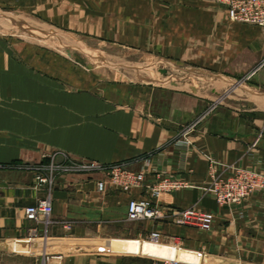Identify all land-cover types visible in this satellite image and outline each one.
I'll list each match as a JSON object with an SVG mask.
<instances>
[{
  "label": "crops",
  "instance_id": "obj_1",
  "mask_svg": "<svg viewBox=\"0 0 264 264\" xmlns=\"http://www.w3.org/2000/svg\"><path fill=\"white\" fill-rule=\"evenodd\" d=\"M210 3L0 0V8L46 25L120 39L147 56L202 68L170 86L129 84L104 89L102 97L61 95L48 100L40 119L0 117V264H126L120 256L96 254L101 246L152 258L171 257L166 246H172L197 252L208 264H264V189L231 207L218 206L205 191L211 165L221 177L237 168L264 177V65L254 67L264 57V29L232 23ZM240 65L252 69L239 72ZM206 81L211 84L203 91ZM216 81L223 86H214ZM179 138L189 144L175 146ZM55 153L143 172L144 188L99 193L96 183L105 180L104 172L61 173L49 221L29 222L23 210L42 194L32 188L31 172L18 165ZM160 178L185 187L154 200L163 218L128 222V201H153L151 187ZM190 208L214 215L210 231L177 223L172 210ZM153 233L165 246L147 247ZM27 240L31 250H12L25 248L12 244Z\"/></svg>",
  "mask_w": 264,
  "mask_h": 264
},
{
  "label": "rangeland",
  "instance_id": "obj_2",
  "mask_svg": "<svg viewBox=\"0 0 264 264\" xmlns=\"http://www.w3.org/2000/svg\"><path fill=\"white\" fill-rule=\"evenodd\" d=\"M263 65L264 57L254 67ZM199 69L202 68L183 67L131 50L129 43L120 39L110 40L91 32H71L46 25L26 13L0 8V117L16 115L22 120L40 119L51 104L48 100L60 99L61 95L85 93L102 97L104 89L129 84L170 86ZM248 69L252 68L238 66L239 72ZM160 70L166 73L162 74ZM205 77L210 79L207 72ZM207 84H211L210 81L203 83V91L207 90ZM213 84L218 88L223 86L220 81ZM220 96L222 98V94ZM50 155H54L59 163L63 157L60 153ZM46 161L43 156L36 164L18 166L28 170ZM100 248L96 251L99 256H120L126 264H163L155 258L117 255L107 246Z\"/></svg>",
  "mask_w": 264,
  "mask_h": 264
},
{
  "label": "built area",
  "instance_id": "obj_3",
  "mask_svg": "<svg viewBox=\"0 0 264 264\" xmlns=\"http://www.w3.org/2000/svg\"><path fill=\"white\" fill-rule=\"evenodd\" d=\"M211 1L225 10L230 22L264 29V0ZM256 142L257 140L254 145ZM188 144L189 142L186 138H179L174 142L175 146L186 147ZM61 158L62 160L59 163L56 162L54 155L46 156L47 161L45 164L28 168L32 174V188L40 192L42 196L35 204L24 208V217L27 221H49L53 211L52 192L56 177L61 173L104 172L106 174L105 180L96 183V189L99 193H104L108 187L114 188L121 193H129L132 190L144 188L145 174L143 172H134L119 164L105 167L94 161L83 163L75 162L66 156ZM208 176L210 183L205 191L213 196L216 204L220 207L240 205L250 195L264 189V177L254 170L237 168L229 176L221 177L215 166L211 165ZM183 187L185 185L175 179H158L151 187V198L153 201L136 199L128 201L126 205V220L133 223L163 218V210L154 200H157L162 194L177 192ZM172 215L177 218L178 224L193 226L205 232L211 230L214 219L213 214L200 212L194 208L183 211L172 210ZM26 242L28 243L29 240ZM146 242L165 246L158 242V235L155 233L151 234ZM166 247L177 250V252L190 253L194 258L193 260H179L177 256L176 258H155L163 264H208L206 258L197 252H189L172 246ZM13 251L18 252L14 249ZM200 256H202L201 260ZM54 264H61V262L58 260Z\"/></svg>",
  "mask_w": 264,
  "mask_h": 264
},
{
  "label": "bare ground",
  "instance_id": "obj_4",
  "mask_svg": "<svg viewBox=\"0 0 264 264\" xmlns=\"http://www.w3.org/2000/svg\"><path fill=\"white\" fill-rule=\"evenodd\" d=\"M172 83L174 84V82H172ZM19 242H22V243L21 244H15V243H13L12 246H25V248L18 249V250L14 249L15 251L23 252V251H27V250L29 251V250H31V246H26V244H27L26 241H19ZM145 244L147 245V247H149L150 245H152V246L156 247L157 249L161 248V245H158V244H153V243H149V242H146ZM173 254H174V252L172 251V256H173ZM176 254H177V257H178L179 260H187L186 253H184V252H177ZM143 255H145V256H153L150 253H145Z\"/></svg>",
  "mask_w": 264,
  "mask_h": 264
},
{
  "label": "water",
  "instance_id": "obj_5",
  "mask_svg": "<svg viewBox=\"0 0 264 264\" xmlns=\"http://www.w3.org/2000/svg\"><path fill=\"white\" fill-rule=\"evenodd\" d=\"M162 74H165L166 72H165V70H162V72H161ZM22 242H16L15 244H21ZM173 252H174V254H173V256L172 257H169V258H176V256H177V250H174V249H171ZM28 251V250H27ZM27 251H23V252H27ZM202 259V256H200V260ZM199 260V261H200Z\"/></svg>",
  "mask_w": 264,
  "mask_h": 264
}]
</instances>
